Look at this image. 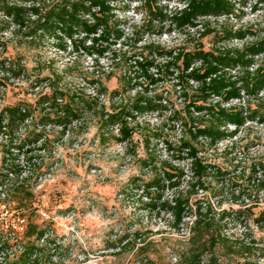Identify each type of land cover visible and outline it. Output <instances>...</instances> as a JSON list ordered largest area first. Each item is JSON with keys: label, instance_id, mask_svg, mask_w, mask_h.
Wrapping results in <instances>:
<instances>
[{"label": "rangeland", "instance_id": "374dc122", "mask_svg": "<svg viewBox=\"0 0 264 264\" xmlns=\"http://www.w3.org/2000/svg\"><path fill=\"white\" fill-rule=\"evenodd\" d=\"M20 4L28 6L31 3L20 0ZM114 6V20L119 22V28L129 44L142 37V43L154 42L166 49L177 46L192 51L201 44L205 50H211L217 45L213 34L205 38L200 36V27L179 31L173 29L169 21L158 18L156 12L159 10L169 14L175 8L183 7L181 0H157V3L153 0H118ZM240 12L237 18H230L229 21L224 17H210L200 23L207 22L215 28L226 23L235 29H251L254 36L227 43L229 47L241 48L264 37V2L250 0ZM9 20L0 13V40L6 45V51L0 49V56L17 58L32 76L29 80L10 81L7 88L0 92V106L18 101L34 105L40 95L51 92L54 84L69 94L94 95L97 86L89 82L107 69L111 59H101L97 66L93 57H88L80 49L73 53L69 46L66 52H62L46 39L29 43L24 31L19 32L11 22L9 31L1 33L3 21ZM135 31L138 33L134 34ZM263 58L256 59L257 63ZM68 67L71 73L64 72ZM116 73L119 72L116 70ZM54 74L61 79L54 78ZM35 78L41 81H33ZM48 78L56 79L55 83ZM173 85L174 81L169 79L156 86L155 90L158 94L169 92L172 108L179 110L183 103ZM107 86L110 90L115 89L117 80L112 79ZM102 102L107 106L110 104L108 99H102ZM229 105L256 111L261 119L246 122L235 137L221 141L212 149L204 146L206 152L201 156L226 175L219 177L212 173L208 179L209 189L198 190L197 193V189L190 188V161L184 159L186 154L176 148L170 151L163 143L168 141L172 146H179L180 140L187 138L185 130L172 121L168 112L140 118L145 128H155L162 136L161 139L151 140L149 151L144 141L148 136L147 129L135 134L131 145L112 139L107 144L100 142L98 120L90 114L85 115L80 123L68 126L64 134H61V127L38 125V132H45L47 139L24 146L20 151L12 149L14 156L9 157L4 166L11 163L19 165L20 180H26L22 189L32 188V195L22 193L20 201L24 206L33 205L37 209L35 216L45 220L48 238L55 242L51 245L52 251L46 253L47 258L51 254L55 264H176L191 249L198 248L200 242L209 244L215 240L216 245L210 246L209 254L203 257L204 262L213 256L217 264H264V225L255 221L264 210V191L260 192L258 206L253 209L249 208L252 201H247L245 197L236 200L234 196L237 195L233 196L241 183L238 177L243 172L245 176L249 174L250 164L264 163V92L258 97L232 101ZM233 129V126L229 127V130ZM24 132L25 129L21 128L17 134L21 137ZM116 135L117 131H113L111 136ZM5 140L6 137L0 135V161L1 149L7 144ZM147 157L149 161L150 157L154 158V163L149 162L151 167L148 169L144 168L142 160ZM166 164L184 169L185 176L179 180V186L167 188L165 185L160 191L163 195L159 201L155 189L147 196L142 190H135L134 178L152 182L168 166ZM0 172L6 173L1 165ZM222 185L226 187L223 193ZM178 195L190 196L189 204L193 212L201 207L200 212L204 214L206 205L212 206L207 218L211 220V228L202 226L197 229L198 234L193 240L190 238L194 233H189V228L195 217L187 214L183 224L175 228L171 214L160 207ZM14 199L0 184L1 206L12 207ZM220 214L224 216L220 217ZM4 228L3 234L11 242V234H15L16 230L12 225ZM0 256L4 255L0 253Z\"/></svg>", "mask_w": 264, "mask_h": 264}, {"label": "trees", "instance_id": "16d2710c", "mask_svg": "<svg viewBox=\"0 0 264 264\" xmlns=\"http://www.w3.org/2000/svg\"><path fill=\"white\" fill-rule=\"evenodd\" d=\"M117 1L28 0L31 4L27 6L21 5L20 0H0V13L10 19L9 22L3 21L1 33L8 32L12 23L19 32L24 31L26 39L30 40L29 43L46 39L52 41L62 52H66L69 46L73 53L80 49L88 57H93L94 65L97 66L99 60L111 59L107 69L100 72L97 79L89 82L97 86L94 95L69 94L67 90L54 84L51 86V92L40 95L34 105L18 101L15 104L0 106V135L6 137L7 142L1 149L0 165L6 173L0 172V178L4 177L0 184L16 198L12 207L0 204L9 214L8 219L0 220V253L5 254L0 264H55L51 254L49 258L46 256L52 251L51 245L55 242L48 238L45 220L35 216L37 209L33 208V205L24 206L20 201L22 193L32 195V188L22 189L26 180H20L19 165L11 163L4 166L9 157L14 156L12 149L20 151L24 146L35 145L40 140L47 139L45 132H38V125L61 127V134H64L68 126L80 123L85 115L90 114L98 120L100 142L107 144L112 139L117 143L131 145L134 135L147 129L140 118L168 112L172 121L179 123L185 130L184 135L187 138H182L179 146H172L168 141L163 143L170 151L176 148L186 154L184 159L190 161V188L197 189V193L198 190L209 189L208 179L212 173L219 177L226 175V172L214 168L201 156L206 152L204 146L212 149L221 141L235 137L246 122L261 119L256 111L229 104L235 100L258 97L264 92V58L260 63L256 60L260 56L264 57V37L244 44L241 48L229 47L227 43L234 40L244 41L248 36L255 34L249 28L235 29L226 23L221 24L219 28L211 27L207 22L203 25L200 23L210 17H224L227 21L233 17L237 18L238 13H241L250 0H181L183 7L175 8L169 14H164L162 10L156 12L159 19L169 21V25L175 30L200 27L202 38L212 34L216 38L217 45L213 49L205 50L200 44L192 51H185L177 46L166 49L154 42L142 43V37L129 44L119 28V22L114 20V3ZM153 1L157 3V0ZM0 49L6 51L5 42L1 40ZM64 72L71 73V68H66ZM31 76L26 66L17 58L0 56V92L7 88L10 81L29 80ZM53 77L61 79L57 74ZM114 78L117 80V87L110 90L107 83ZM56 79L48 78V81L55 83ZM169 79L174 81V90L183 103L179 110L172 108L169 92L158 94L155 90L156 86ZM33 81L41 80L35 78ZM102 99H108L109 106L102 102ZM38 110L40 112L36 115ZM230 126L234 129L229 130ZM21 128H24L25 132L20 137L17 133ZM113 131H117L116 136H111ZM146 131L148 136H145L144 141L149 151L151 140L161 139L162 136L155 128ZM142 160L146 169L151 167L149 162L154 163L153 157H150V161L149 157ZM166 165L168 166L161 170V174L152 182L134 178L132 181H136L135 190H142L147 196L155 189L159 201L163 195L160 191H163L164 187L179 186V180L185 176L184 169ZM249 168L247 176L243 172L238 177L241 183L233 196L237 195L234 196L236 200L245 197L247 201H252L249 208L253 209L258 206L260 192L264 191V163L255 162L250 164ZM139 182L141 184L138 185ZM221 188L223 193L226 187L222 185ZM189 199L188 195H178L160 207L171 214L175 228L183 224L187 214L193 215L195 219L189 228V233H194L190 238L193 240L198 234L197 229L202 226L211 228V220L207 218L212 206L206 205L204 214L200 212L201 207L193 212ZM16 213L26 218L27 226L23 231L11 234L13 238L10 242L3 231L5 226L11 225ZM219 216L223 217L224 214ZM255 221L264 225V210ZM41 241L44 242L43 245L40 244ZM212 241L209 244L200 242L198 248L191 249L176 264H217V259L213 256L207 262L203 260V257L209 254L210 246L216 245L215 240ZM14 247L19 250L11 256L7 251ZM56 247L57 245L55 249Z\"/></svg>", "mask_w": 264, "mask_h": 264}, {"label": "built area", "instance_id": "2783aa9c", "mask_svg": "<svg viewBox=\"0 0 264 264\" xmlns=\"http://www.w3.org/2000/svg\"><path fill=\"white\" fill-rule=\"evenodd\" d=\"M0 220H5L9 218V214L8 211L5 208H0ZM11 225L15 228L16 231H23L26 226H27V222L25 217H23L21 214L16 213L13 218H12V223ZM16 249H19L18 247H14L12 249H10L9 251H7V253L11 256H14V253L17 252ZM3 255H5L4 253H2ZM4 259V256H0V262H2Z\"/></svg>", "mask_w": 264, "mask_h": 264}]
</instances>
